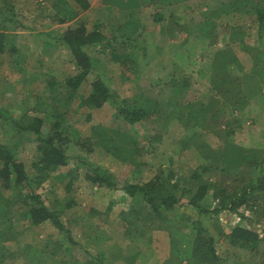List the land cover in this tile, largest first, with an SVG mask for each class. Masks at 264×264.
Listing matches in <instances>:
<instances>
[{"label": "rangeland", "instance_id": "1", "mask_svg": "<svg viewBox=\"0 0 264 264\" xmlns=\"http://www.w3.org/2000/svg\"><path fill=\"white\" fill-rule=\"evenodd\" d=\"M259 7L264 0H0V106L43 117L45 131L57 122L71 148L77 131L95 161L122 182L156 183L169 174L185 185L200 174L211 186L199 220L215 256L182 219L190 213L154 212L120 187L94 186L84 166L70 161L35 178L34 135L18 137L0 119V142H9L71 238L48 220L32 223L26 191L0 183V264H264V238L255 248L234 242L235 215L210 211L223 192L249 185L252 165V175L264 174ZM78 25L119 37L112 47L87 48L94 68L69 98L65 81L77 68L52 37ZM95 78L150 115L130 125L108 102L81 105ZM249 196L264 206V192Z\"/></svg>", "mask_w": 264, "mask_h": 264}, {"label": "trees", "instance_id": "2", "mask_svg": "<svg viewBox=\"0 0 264 264\" xmlns=\"http://www.w3.org/2000/svg\"><path fill=\"white\" fill-rule=\"evenodd\" d=\"M256 17L261 25L264 19V7L256 9ZM121 35L123 36L124 33ZM117 37L119 36L106 34L98 28L88 31L84 25L68 28L61 34L52 37L53 44L69 50L72 61L77 68V72L65 81L69 98L86 82L88 73L94 68L93 58L88 53L87 48L96 44H102L104 48L112 47L111 41ZM3 41H5V35L0 32V53L3 50ZM89 86V93L81 99V105L96 108L108 102L115 106L117 114L130 125H135L151 113L146 105L137 102L126 103L125 99L120 98L99 78L92 80ZM0 119L6 122L11 129H14L18 137L26 132L34 135L37 141V152L32 162V170L36 174L35 178L57 174L70 161L84 166L86 169L85 178L94 186L120 187L129 197L147 203L154 212L179 210L182 215L190 213L191 217L183 216L182 219L189 220L192 229L202 236L206 248L215 257L213 239L199 220V216L207 210L205 195L211 186L202 179L200 174L192 175V181L185 185L169 174L158 176L159 181L156 183L149 181L144 183L122 182L117 175L95 161L89 153L91 151L89 141L87 138L79 137L77 131H74V142L71 148L70 139L57 122L49 123V130L45 131V119L43 117L32 116L27 119L24 116H16L1 106ZM70 148L71 150H69ZM0 163L2 164L0 183L9 186L12 181L14 188L26 191L24 195V199L27 200L26 212L29 214L32 223L39 224L48 220L58 230L64 231L68 239H71L69 231L59 219L58 212L49 207L41 200V196L35 193L38 185L35 178L33 180L29 176L24 164L11 153L9 142H0ZM255 168L257 166L252 165L249 185L243 186L232 194L223 192L219 201L210 206L212 214L229 211L235 215L236 221L229 219L230 222L233 221L234 223L230 237L234 242L237 241L241 245L251 248L257 247V242L264 238V206L254 205L250 202V199L254 197L249 198L250 192H264V174L252 175ZM212 186L221 188L220 185ZM254 212L258 214L254 215ZM250 221H254L255 224L251 225ZM260 223H262V228Z\"/></svg>", "mask_w": 264, "mask_h": 264}]
</instances>
